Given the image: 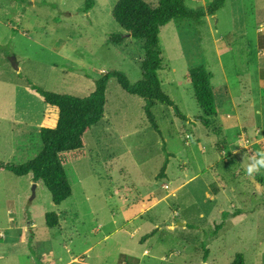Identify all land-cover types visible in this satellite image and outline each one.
Instances as JSON below:
<instances>
[{
	"label": "rangeland",
	"instance_id": "obj_1",
	"mask_svg": "<svg viewBox=\"0 0 264 264\" xmlns=\"http://www.w3.org/2000/svg\"><path fill=\"white\" fill-rule=\"evenodd\" d=\"M116 1L94 0L85 12V0H0L1 162L21 164L41 151L38 128L16 122H39L52 108L33 86L85 97L111 70L141 79L143 40L109 41L126 34L112 17ZM211 23L213 32L205 17L177 18L160 32L162 89L187 121L156 103V131L143 99L110 78L103 118L84 147L63 154L67 199L56 205L42 182L33 190L30 175L0 169V222L30 219L34 233L3 250L0 264H204L205 248L207 264H230L237 253L245 264H264V168L246 173L264 152V0H226ZM198 65L213 74L218 112L210 128L186 77ZM49 212L57 226L47 225Z\"/></svg>",
	"mask_w": 264,
	"mask_h": 264
},
{
	"label": "trees",
	"instance_id": "obj_2",
	"mask_svg": "<svg viewBox=\"0 0 264 264\" xmlns=\"http://www.w3.org/2000/svg\"><path fill=\"white\" fill-rule=\"evenodd\" d=\"M157 1V5L152 6L145 0H117L112 9V17L126 34L112 33L109 41L121 44L125 35L143 40L145 55L141 64V79L132 83L125 73L111 70L95 80L94 90L85 97L45 91L33 86V89L44 97L47 104L58 108L57 124L54 127L40 128L42 148L34 158L21 164L0 161V168L17 176L31 174L34 182H42L45 185L51 194L52 202L56 205L67 199L71 195V186L64 169L63 154L84 147L86 134L103 118L106 87L110 78H115L126 92L143 99L145 114L156 131H159V128L152 113L156 103H163L174 108L176 115L182 121L189 119L162 89V82L158 75V70L162 67L160 32L162 27L177 18H188L197 23H203L204 17L214 15L224 6L226 0H212L206 7L201 8L188 6L186 0ZM93 6L94 0H85L83 11L87 12ZM186 77L191 84L197 104L205 113V116L200 117L199 120L205 128H210L212 118L218 112L211 83L213 74L205 66L198 65L189 68ZM169 157L170 154L167 153L159 171V177L166 176ZM46 223L49 227L57 226L58 214L47 213ZM153 233L154 231L149 235ZM143 239L145 238L142 237ZM207 253L209 249L205 248L204 261L207 260ZM230 264H245L243 254L237 253Z\"/></svg>",
	"mask_w": 264,
	"mask_h": 264
},
{
	"label": "crops",
	"instance_id": "obj_3",
	"mask_svg": "<svg viewBox=\"0 0 264 264\" xmlns=\"http://www.w3.org/2000/svg\"><path fill=\"white\" fill-rule=\"evenodd\" d=\"M201 1H202V5H203L202 7H206L212 0H201ZM213 16L214 15H207L205 17L206 23H207L206 25H208V27H210V30L212 32L214 31V29L212 27V23H211V18ZM202 25H204V24H202ZM61 46H63V43L61 44ZM225 79L228 80V78L226 76H225ZM34 91L35 90H33V92ZM35 94L38 95V92L35 91ZM41 100L45 101L44 97L41 96ZM50 106H52V105H50ZM217 111H218V109H217ZM43 114H44L43 119L39 122H34V119L32 117H29V116L25 117V118H21V115H19L20 116L19 118H21V119L17 120L16 122H18L20 125H23L25 127L36 128V129L38 128L37 130H40L41 127H54L57 124L58 114H59L57 107L52 106V108H45V112ZM230 119L231 118H228V117L227 118L225 117L223 119L224 120L223 128H226V124H225L226 120H230ZM231 123L235 127V123H233V122H231ZM257 132H256V134H257ZM238 141L240 144L244 143L243 138L239 139ZM234 153H235V151H234ZM0 169H2V168H0ZM27 175H30V177H31L30 181L34 182L32 179V175L31 174H27ZM27 175H24V176H27ZM37 185H38V183H36V186ZM25 220L27 221V219H25ZM27 222L28 223H25V224L18 222L13 217H9L6 221L0 222V224L2 225V227L0 226V260H5V255L3 254L4 253L3 250H6L7 248L9 250L12 248H15V247H17V245L19 243L27 244V242L29 240V236H30L29 234L33 233V231L30 229L32 226V221L29 219ZM181 226L186 227L187 223L184 222V226L183 225H181ZM144 244H145V242H144ZM4 245H8V247H5ZM150 252H151L150 249H144L142 255H149ZM74 259L75 258H73L72 260H74ZM66 264H70V262H67ZM204 264H207V260L204 261Z\"/></svg>",
	"mask_w": 264,
	"mask_h": 264
},
{
	"label": "clouds",
	"instance_id": "obj_4",
	"mask_svg": "<svg viewBox=\"0 0 264 264\" xmlns=\"http://www.w3.org/2000/svg\"><path fill=\"white\" fill-rule=\"evenodd\" d=\"M261 168H264V152H257L256 157L248 163L246 173L251 176L257 173Z\"/></svg>",
	"mask_w": 264,
	"mask_h": 264
},
{
	"label": "water",
	"instance_id": "obj_5",
	"mask_svg": "<svg viewBox=\"0 0 264 264\" xmlns=\"http://www.w3.org/2000/svg\"><path fill=\"white\" fill-rule=\"evenodd\" d=\"M11 61L13 63V66L17 69L18 68V64L15 62V59L12 58ZM35 187H36V182L33 183V190L35 189ZM179 224L184 226V223H179Z\"/></svg>",
	"mask_w": 264,
	"mask_h": 264
}]
</instances>
